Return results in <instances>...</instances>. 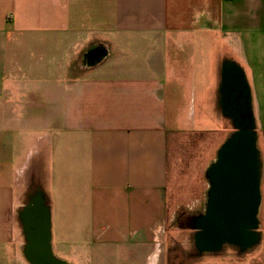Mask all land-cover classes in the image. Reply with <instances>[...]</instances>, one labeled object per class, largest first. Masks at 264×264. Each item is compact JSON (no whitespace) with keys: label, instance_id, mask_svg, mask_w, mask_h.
<instances>
[{"label":"crops","instance_id":"0c3cea01","mask_svg":"<svg viewBox=\"0 0 264 264\" xmlns=\"http://www.w3.org/2000/svg\"><path fill=\"white\" fill-rule=\"evenodd\" d=\"M244 127L264 264V0H0V264L42 222L61 264H171V186L224 207Z\"/></svg>","mask_w":264,"mask_h":264},{"label":"flooded vegetation","instance_id":"af4514ba","mask_svg":"<svg viewBox=\"0 0 264 264\" xmlns=\"http://www.w3.org/2000/svg\"><path fill=\"white\" fill-rule=\"evenodd\" d=\"M242 115H244L243 119L246 123L250 117L249 112H245ZM244 132L241 136H235V141L238 142V145L236 144L237 146L235 145L232 151L223 156V159L218 166L214 167L213 171L209 169L205 174L208 184H210L211 179L214 180L213 188H215L216 195L219 197L221 204L225 206L218 208L208 200L202 207L198 208L199 210H197L195 216L190 217V219L188 218L189 216H185L188 222L196 228L194 238L197 250L200 252L216 254L226 248H230V250L241 254L248 250V247L252 245L250 244L252 241L254 242L257 239V220H254L250 216V205L252 203L250 187L253 177L251 169L241 172L239 165L237 166L239 175L236 176V180L232 181L228 176L230 166L241 163L242 160L238 161V158L242 159L239 156L240 153L243 154L245 161H250V147L247 143L251 134H246L248 132L246 128H244ZM238 140H243L244 144L242 147L240 145L241 142ZM234 152L239 153L238 158H236V154L233 155ZM244 160L242 164H244ZM241 178L244 186L243 199L242 197L240 198L239 194L240 187L242 186L240 182ZM220 202L217 201V204H220ZM38 226H33L36 233L33 236V241L28 243L30 245L34 244L39 248L36 254L37 260H32V264H61L55 262L46 254L41 257L42 251L43 254L46 251L43 250L44 238L40 229L41 225Z\"/></svg>","mask_w":264,"mask_h":264},{"label":"rangeland","instance_id":"374dc122","mask_svg":"<svg viewBox=\"0 0 264 264\" xmlns=\"http://www.w3.org/2000/svg\"><path fill=\"white\" fill-rule=\"evenodd\" d=\"M196 178L195 176L190 180L187 179L185 185L176 184L171 186L169 193L171 216L168 224L170 231L169 244L172 254L171 264H261L262 260L257 248L248 249L241 254L230 250V248L216 254L197 250L194 238L196 228L185 217L187 215L190 219L199 210L200 204L198 206V204H186L185 202L194 201L195 196H197L194 190L201 185L205 186V178L202 181ZM17 254L19 255L18 264H27L21 254L19 252Z\"/></svg>","mask_w":264,"mask_h":264},{"label":"water","instance_id":"95a60500","mask_svg":"<svg viewBox=\"0 0 264 264\" xmlns=\"http://www.w3.org/2000/svg\"><path fill=\"white\" fill-rule=\"evenodd\" d=\"M251 137V135H250ZM253 143L254 141L251 140L250 142V161H245L244 160V156L243 154L240 153L239 156L242 157L241 158H238V152H234L233 155L236 154V158H238V161H245L244 164H242V161L241 163H238V165H231L229 170H228V176L230 179H232V181L236 180V176L239 175V172L237 170V166L240 165V171L243 172V171H249L251 169V173H252V181H251V187H250V195H251V205H250V216L251 218H254V220H256V216H257V208H258V196H257V193H258V186L256 184V170H255V154H254V147H253ZM250 162V163H249ZM241 175V174H240ZM240 182L241 184L243 185L242 183V178L240 179ZM221 213V212H220ZM44 217V216H43ZM45 218V217H44ZM33 226L34 225H28L27 227V231H28V237H29V241H33L34 239V234L36 233L33 229ZM36 229V228H35ZM40 229L43 233V238H44V246H43V250L46 251V253L43 254V251H42V255L41 257L48 255L49 257H51L50 255V246H49V238H48V226L46 224V222H42L41 226H40ZM39 251V248H37L34 244L33 245H30L28 244L27 248H26V251H25V257L26 259L32 264V260H37L36 259V254L38 253Z\"/></svg>","mask_w":264,"mask_h":264},{"label":"bare ground","instance_id":"6f19581e","mask_svg":"<svg viewBox=\"0 0 264 264\" xmlns=\"http://www.w3.org/2000/svg\"><path fill=\"white\" fill-rule=\"evenodd\" d=\"M245 128V127H244ZM239 134V133H238ZM247 134V133H246ZM248 145V144H247ZM225 152V151H224ZM202 244H203V242H202ZM206 244V243H205Z\"/></svg>","mask_w":264,"mask_h":264}]
</instances>
